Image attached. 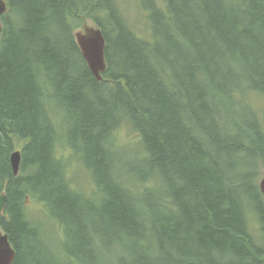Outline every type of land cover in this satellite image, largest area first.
I'll use <instances>...</instances> for the list:
<instances>
[{"label":"trees","instance_id":"1","mask_svg":"<svg viewBox=\"0 0 264 264\" xmlns=\"http://www.w3.org/2000/svg\"><path fill=\"white\" fill-rule=\"evenodd\" d=\"M7 3L0 228L13 264H264V0ZM87 20L105 37L101 80L73 38ZM147 248L160 249L150 262Z\"/></svg>","mask_w":264,"mask_h":264},{"label":"water","instance_id":"2","mask_svg":"<svg viewBox=\"0 0 264 264\" xmlns=\"http://www.w3.org/2000/svg\"><path fill=\"white\" fill-rule=\"evenodd\" d=\"M6 9V4L0 0V14ZM77 44L86 64L98 80H101V72L105 69L104 46L105 38L100 28L84 25L83 30L75 32ZM20 152L14 151L10 154V164L13 174L19 169ZM259 187L264 198V173L259 181ZM6 196L0 195V211L3 209ZM15 258V249L10 244L6 233L0 229V264H12Z\"/></svg>","mask_w":264,"mask_h":264},{"label":"bare ground","instance_id":"3","mask_svg":"<svg viewBox=\"0 0 264 264\" xmlns=\"http://www.w3.org/2000/svg\"><path fill=\"white\" fill-rule=\"evenodd\" d=\"M4 19L10 20L7 17H4ZM116 153L118 155H125L126 151L119 149V150H116ZM154 175H155L154 173H151L148 176H149L150 179H152V178L155 177ZM113 189H114V187H113ZM121 193H124V195L122 196V199L126 203L127 200H128L127 193L124 190H122ZM112 194H114V193H109L108 199L106 200L105 205H106V203L107 204L110 203V201L113 199ZM67 195L69 196V193H67ZM242 218H243V216H242ZM66 219L69 220L68 218H66ZM245 219L246 218H243V221ZM99 220H100V218L95 217V216H93V217L90 218V222L91 221H99ZM75 222L78 223V224H83V225H80L79 226V230H81V229L86 230L88 228V225H86V219L85 218H82V219L81 218H78ZM254 229H255V227L253 228V232L255 231ZM263 241H264V236L262 234V236L258 240V243L260 245H263L264 244ZM84 249L88 250V252H90V253L93 252V249H92V247L90 245H85ZM147 250H146L144 256L142 257V260H146L147 262H150V260H152L153 258H155L157 256V253L160 251V249L156 250V249H150V248H147ZM171 255H172V257L173 256L175 257L176 253H171L170 256ZM159 258L161 259V257H159ZM119 264H129V263L126 260H124V261H121ZM134 264H139V263L138 262H134ZM150 264H167V262H165L163 260H160V262H158V263H150Z\"/></svg>","mask_w":264,"mask_h":264},{"label":"rangeland","instance_id":"4","mask_svg":"<svg viewBox=\"0 0 264 264\" xmlns=\"http://www.w3.org/2000/svg\"><path fill=\"white\" fill-rule=\"evenodd\" d=\"M123 5L126 6L127 2L123 1ZM158 3L160 5V7H162V3H161V0H158ZM127 12H128V15L131 16L129 19L130 21L127 22V23H130L132 25V27L135 29L136 33L140 36H143L147 30V25L148 24H145V23H142L141 20L137 17V13H136V10H134V7H131L130 10L127 9ZM87 25L89 26H94V23L90 22L89 20H87ZM81 29V27H78ZM78 28H75L74 30L78 29ZM126 135H124L123 137L120 138V142L122 143H126ZM79 167V163L78 162H72L71 163V166H70V172H74L75 170H77ZM78 177V176H77ZM38 209V208H37ZM33 218L35 219H39V217L36 215V213H34L32 215ZM42 222L40 223V225L42 227H45L44 224H43V219H41ZM61 235V234H60ZM34 244V243H33ZM22 256H23V260L27 259V257L29 256V251L27 250V247L24 249L23 253H22Z\"/></svg>","mask_w":264,"mask_h":264}]
</instances>
